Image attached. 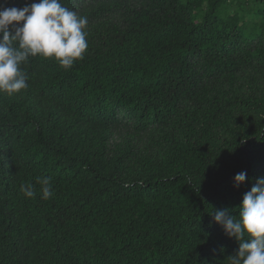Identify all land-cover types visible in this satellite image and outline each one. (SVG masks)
I'll return each mask as SVG.
<instances>
[{
  "label": "trees",
  "instance_id": "1",
  "mask_svg": "<svg viewBox=\"0 0 264 264\" xmlns=\"http://www.w3.org/2000/svg\"><path fill=\"white\" fill-rule=\"evenodd\" d=\"M60 2L83 59L30 57L0 93V264H230L211 213L264 178V0Z\"/></svg>",
  "mask_w": 264,
  "mask_h": 264
},
{
  "label": "clouds",
  "instance_id": "2",
  "mask_svg": "<svg viewBox=\"0 0 264 264\" xmlns=\"http://www.w3.org/2000/svg\"><path fill=\"white\" fill-rule=\"evenodd\" d=\"M2 7V6H0ZM88 18L61 4L60 0H39L22 8L0 10V93L13 95L29 87L21 65L30 57L54 58L65 69L83 59L88 48ZM11 26V31L9 30ZM246 173L235 175V186L244 183ZM43 199L54 195L51 177H38ZM26 198H34L32 183L22 184ZM230 238L239 242L230 264H264V178H259L242 200L239 218L226 209L211 213ZM247 235V239L245 236Z\"/></svg>",
  "mask_w": 264,
  "mask_h": 264
}]
</instances>
